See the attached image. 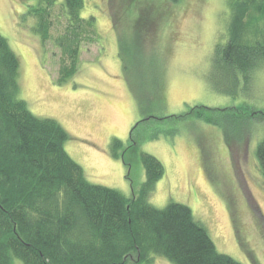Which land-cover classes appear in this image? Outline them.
I'll return each instance as SVG.
<instances>
[{"label":"rangeland","instance_id":"1","mask_svg":"<svg viewBox=\"0 0 264 264\" xmlns=\"http://www.w3.org/2000/svg\"><path fill=\"white\" fill-rule=\"evenodd\" d=\"M35 2L0 0V35L19 57L22 99L35 116L64 126L71 136L67 152L85 177L130 198L146 180L140 152L152 154L166 175L151 205L186 204L220 252L264 264V177L256 155L264 124L256 118L249 127L235 123L226 134L189 116L201 106L246 105L264 113V64L248 85L242 79L235 95L209 84L222 80L212 62L215 47L228 39L229 0H86L82 15L96 17L101 39L83 48L79 73L61 86V52L53 41L43 48L33 21L23 19ZM62 23L56 22L54 37ZM120 36L131 45L126 69ZM117 139L123 151L129 148L128 165L111 155ZM153 264L171 263L157 257Z\"/></svg>","mask_w":264,"mask_h":264},{"label":"trees","instance_id":"2","mask_svg":"<svg viewBox=\"0 0 264 264\" xmlns=\"http://www.w3.org/2000/svg\"><path fill=\"white\" fill-rule=\"evenodd\" d=\"M85 2L36 0L23 15L33 21L31 29L43 48L53 41L61 52L60 86L79 73L83 48L101 39L96 17L82 15ZM229 5L228 39L215 47L212 62L222 80L219 86L209 84L235 95L242 79L248 85L264 64V0H229ZM62 21L64 30L54 37L53 28ZM120 39L126 69L123 57L131 45L127 36ZM20 68L17 53L0 35V264H153L157 257L171 264H243L219 251L207 226L186 204L151 205V194L166 175L154 155L140 152L146 180L130 198L90 182L67 152L71 136L64 126L35 116L22 99ZM191 115L226 134L235 123L249 127L256 118L264 124V113L246 105L201 106ZM111 145V155L128 165L124 154L129 148L123 151L119 139ZM256 149L264 177V140Z\"/></svg>","mask_w":264,"mask_h":264}]
</instances>
